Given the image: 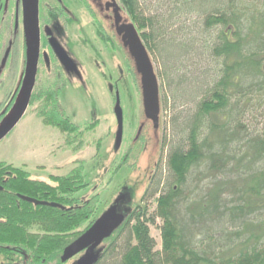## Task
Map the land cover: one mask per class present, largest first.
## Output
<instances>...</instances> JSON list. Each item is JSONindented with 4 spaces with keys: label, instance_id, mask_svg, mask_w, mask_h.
<instances>
[{
    "label": "trees",
    "instance_id": "16d2710c",
    "mask_svg": "<svg viewBox=\"0 0 264 264\" xmlns=\"http://www.w3.org/2000/svg\"><path fill=\"white\" fill-rule=\"evenodd\" d=\"M13 2L0 0L1 57L11 41L0 64V121L14 103V96L6 99L24 41ZM118 2L157 63L170 135H162L166 155L138 200L125 189L128 208L96 250L95 264H264V0ZM40 78L29 102L37 103L36 117L79 150L99 120L77 125L65 113L58 62ZM247 115L262 119L260 126L248 124ZM83 165L47 182L0 160V264L67 263L60 260L64 248L97 218V198L75 196L86 186Z\"/></svg>",
    "mask_w": 264,
    "mask_h": 264
},
{
    "label": "rangeland",
    "instance_id": "374dc122",
    "mask_svg": "<svg viewBox=\"0 0 264 264\" xmlns=\"http://www.w3.org/2000/svg\"><path fill=\"white\" fill-rule=\"evenodd\" d=\"M17 1L14 0L13 3L21 6V0ZM62 1L68 12L66 21L57 22L54 12H51L50 7L44 3L40 10L43 21L39 26L41 32L46 34L52 29L50 22L59 23L52 32V38L69 59L67 61L60 58L53 46L58 56L56 60L65 77V86L59 93V103L70 120L77 125L95 119L100 123L93 133L84 136L83 147L75 151L72 150L73 144H66L59 131L43 125L36 117L37 103L29 104L19 123L0 141V160L16 166L26 164L25 169L31 177L47 182H50V175H65L82 160L86 186L76 192L75 196L84 200L96 197L97 217L112 205L118 206L117 212H124L128 208L129 192L131 191V200L137 201L146 188L153 165L161 156L164 160L167 149L162 151L160 141L165 133L169 138V126L161 109L157 128H153L151 121L145 117L140 75L136 72L134 60L121 40L116 36L119 49H115L106 35L90 18L88 19L78 0ZM116 2L119 4L118 0ZM20 6L18 7L20 35L22 32L24 41L19 50V65L14 73L10 94L6 99L14 96L13 105L22 89L26 65L27 27ZM102 13L112 24L113 18L110 12ZM120 15L122 22L129 23L121 7ZM111 24L110 27L113 28ZM149 55L154 71H158L155 59L152 54ZM42 59L44 62L37 68L39 72L37 76L41 77V81L44 80V72L49 69L45 50ZM116 93L123 117V133L119 146L115 143ZM8 112L0 122L5 120ZM250 119L247 115L248 124L255 123L260 126L259 122L262 119H256L255 122ZM261 131L264 132V129ZM98 140L100 144L97 149ZM128 188L130 191L126 192L125 189ZM120 195H123V199H120ZM151 204L150 211L155 206ZM156 223L160 224L161 221L157 219ZM150 233L156 241V249H159L161 238L158 228L151 225ZM81 254L74 256L66 264L75 262Z\"/></svg>",
    "mask_w": 264,
    "mask_h": 264
},
{
    "label": "water",
    "instance_id": "95a60500",
    "mask_svg": "<svg viewBox=\"0 0 264 264\" xmlns=\"http://www.w3.org/2000/svg\"><path fill=\"white\" fill-rule=\"evenodd\" d=\"M108 1L107 5L113 8L114 23L116 25V30L120 35L122 44L128 49L134 60L135 69L140 75L144 115L151 121L153 128H157L160 112L159 85L150 55L135 26L130 22H122V17L119 12L120 7L116 1ZM21 9L23 21L27 27L24 81L18 100L8 112L5 120L0 122V141L15 128L25 114L29 106L37 73L40 53L38 0H21ZM53 46L60 58L69 61L67 55L58 44L53 43ZM8 51L9 48L6 55ZM114 110L117 121L115 143L119 146L123 133V117L117 93ZM19 197L22 200L36 205L42 204L53 207H62L54 202L40 201L23 195H19ZM123 218V214L117 213L115 205L110 206L94 220L89 228L64 248L60 258L61 262H66L78 253L84 252L76 260V264H95L98 259L96 248L104 239L112 234V232L121 224Z\"/></svg>",
    "mask_w": 264,
    "mask_h": 264
},
{
    "label": "flooded vegetation",
    "instance_id": "af4514ba",
    "mask_svg": "<svg viewBox=\"0 0 264 264\" xmlns=\"http://www.w3.org/2000/svg\"><path fill=\"white\" fill-rule=\"evenodd\" d=\"M18 1L20 2V0H18ZM48 1H50V0H38L39 26H40V22L43 21L42 17H41V13H40L41 7L43 6L44 3H45V5H47L46 3H48ZM54 1L58 2L57 4L59 5V7L62 8V10H59V9L56 10L54 8H50L51 12H54V14L56 15L57 22H65L67 17H68V12H67L66 8L63 5V1L62 0H54ZM78 1L80 2V4H82L81 5L82 9L87 14L88 19L90 18L96 24V26L99 28V30L106 35L107 40L110 42V44L112 46L116 47L115 49H119V47H118L119 45H117L118 42L116 41L117 40L116 36L120 40V35L118 34V32L116 30V25L114 23L113 8L111 6H109V5H107L109 1L108 0H78ZM6 3H8V2L6 1ZM19 6L20 5H18V4L16 5L15 4L17 14H18V7ZM102 12H107V13L110 12V15L113 18L112 24L109 23V21L106 19V17L103 15ZM119 12H120V10H119ZM50 23H52V29H49V31L46 32V34L41 32V29H40V53H39V60H38L37 68H38L39 64L42 65V63L44 62L43 59H42V53H43L44 50L46 51V53L48 55L49 68L51 67V65L54 62V60L57 62V60H56L57 59L56 58L57 55H56V53H55V51L53 49V43H55V44H57V43L52 38L53 37V33L52 32H53V30H55L57 28V25L59 23L56 24L55 21L54 22H50ZM110 24L112 25L113 28L110 27ZM45 25H48V24H45ZM21 36H23L22 32H21ZM119 43H120V41H119ZM8 48H9V51H8V53L6 55V52H7ZM10 48H11V41L8 42V46L5 49V52H4L3 56L2 57L0 56V64H1V62H4L6 57H8V55L10 54V50H11ZM45 68H46V66H45ZM59 69H60V67H59ZM42 70H41V72H42ZM60 71H61V73L64 76V73H63L64 71L62 69ZM38 74H39V72H38V69H37V75ZM64 79H65V77H64ZM21 166H23L25 168L26 164L22 163ZM0 262H1V260H0Z\"/></svg>",
    "mask_w": 264,
    "mask_h": 264
}]
</instances>
